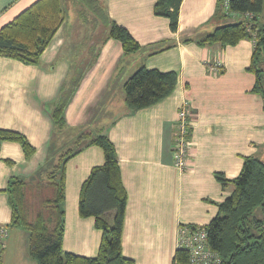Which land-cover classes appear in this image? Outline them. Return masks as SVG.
Masks as SVG:
<instances>
[{
	"label": "crops",
	"instance_id": "crops-1",
	"mask_svg": "<svg viewBox=\"0 0 264 264\" xmlns=\"http://www.w3.org/2000/svg\"><path fill=\"white\" fill-rule=\"evenodd\" d=\"M36 1L0 0V29ZM155 1L105 0L110 18L143 48L124 55L117 41L107 39L65 110L69 136L74 130L91 127L88 122L93 110L105 92L111 93L106 103L110 117L94 122L108 126L115 121L107 134L116 148L127 195L121 253L134 264H172L179 227L208 225L217 215L216 204L230 194L231 185L223 188L215 173L233 179L244 157L257 156L264 162V103L259 94L251 92L255 77L247 71L253 42L245 39L225 48L183 44L182 39H195L215 28L216 0H183L175 33L169 30L166 18L153 13ZM81 28L71 32L65 23L37 66L0 57V128L24 134L35 148L33 156L25 160L17 143L4 142L0 147V230L7 231L1 264L35 263L19 251L25 236L6 228L10 208L4 190L11 177L30 178L45 163L52 132L51 108L72 63L82 62L86 56L77 53L79 45L73 44L84 35L78 33ZM164 42L174 46L156 52ZM215 62L223 70L219 75L206 66ZM141 65L173 71L177 82L164 100L128 114L122 85ZM185 100L191 112L192 164L180 171L174 166L171 147L177 110ZM102 164L103 153L96 146L84 149L66 164L65 253L85 258L97 255L101 233L93 218L79 216L78 202L90 170Z\"/></svg>",
	"mask_w": 264,
	"mask_h": 264
},
{
	"label": "trees",
	"instance_id": "trees-1",
	"mask_svg": "<svg viewBox=\"0 0 264 264\" xmlns=\"http://www.w3.org/2000/svg\"><path fill=\"white\" fill-rule=\"evenodd\" d=\"M183 0H156L153 13L166 18L169 30L178 28L180 6ZM81 5L79 21L87 31L79 41L77 53H84L82 62L72 63L50 111L51 139L45 163L30 177L13 176L4 192L10 208L7 229H21L27 234V254L36 264H134L121 253L127 195L121 181L117 152L108 137L111 124L100 126L99 119L111 114L106 106L110 92H105L90 116L91 127L74 130L68 136L65 110L73 98L86 71L96 61L98 48L107 39L117 41L124 55L142 50V46L129 31L109 16L104 0H75ZM264 0H216L213 21L218 22L208 34L198 38H184L181 43H194L201 48L218 45L235 46L241 40L253 42V52L247 71L254 75L251 92L259 94L264 103V23L259 16ZM66 10L63 0H37L12 21L0 29V57L18 61L26 66H37L45 49L57 31L65 24ZM83 28V29H84ZM86 35V36H85ZM85 36V37H84ZM156 52L167 50L174 44H161ZM209 63L206 64L209 70ZM222 67L217 75L222 73ZM177 74L160 72L139 66L123 85V103L128 114L149 108L167 98L174 90ZM190 122V104L188 105ZM99 122L98 124L96 122ZM176 124L174 123V132ZM186 139L191 141V125ZM4 142L17 143L25 160L35 153L26 136L18 131L0 128V147ZM96 146L103 153V164L90 170L79 194L78 214L93 218L101 237L97 255L85 258L65 253L62 240L65 226V167L67 162L86 148ZM12 165L10 160H4ZM223 188L231 185L230 194L217 203V215L204 226L208 233V246L216 252L221 264H264V162L257 156L243 158L239 174L227 179L215 173ZM38 193V209L33 213L28 200L29 183ZM261 209L262 218L254 215ZM111 216L110 222L106 220ZM3 243L0 240V264ZM172 264H189L187 252L176 250Z\"/></svg>",
	"mask_w": 264,
	"mask_h": 264
},
{
	"label": "built area",
	"instance_id": "built-area-1",
	"mask_svg": "<svg viewBox=\"0 0 264 264\" xmlns=\"http://www.w3.org/2000/svg\"><path fill=\"white\" fill-rule=\"evenodd\" d=\"M221 68L219 62L209 65V70L218 72ZM188 101H183L177 110L176 130L173 134L172 157L174 166L185 171L192 164L191 144L186 139L187 121L189 115ZM7 231L0 230V240L6 237ZM178 247L184 249L188 254L189 264H221L219 255L208 246V233L201 226H180L178 232Z\"/></svg>",
	"mask_w": 264,
	"mask_h": 264
},
{
	"label": "rangeland",
	"instance_id": "rangeland-1",
	"mask_svg": "<svg viewBox=\"0 0 264 264\" xmlns=\"http://www.w3.org/2000/svg\"><path fill=\"white\" fill-rule=\"evenodd\" d=\"M103 2H104V0H103ZM63 3H64V8H65V10H66V21H65V23H66V25L69 27L70 26V31L72 32V31H76L77 32V30H75V29H77V27H81L80 26V22L79 21H81V20H83L84 18L81 16V15H79V10H80V8H81V5H79L78 3H76L75 2V0H63ZM259 21H260V23L262 24V23H264V5H263V11H262V13H261V15L259 16ZM84 28V27H83ZM81 28L80 30H79V32L78 33H85L87 30L84 28ZM80 35V34H79ZM86 36V35H85ZM84 36V37H85ZM81 36H78V37H76V40H75V38L73 39V41L75 40V42L73 43L74 44V46L76 45V44H78L79 43V41L81 40ZM72 41V42H73ZM73 46V47H74ZM80 48V47H79ZM78 48V49H79ZM263 83H264V80H263ZM29 185H32L31 187H29V191H28V200L30 201V205H31V209L33 208V210H32V212L34 213L37 209H38V203H37V201H36V198L35 197H38L37 195H38V193H40V192H38L36 189L37 188H35V186L33 185V183L31 182V183H29ZM254 215L255 216H257L258 217V219H261L263 216H262V212H261V209H257L256 211H255V213H254ZM106 220L108 221V222H110V220H111V216L109 215V216H107L106 217ZM19 232H21L24 236H25V239H24V244H21V246H20V253L21 254H23L24 255V257H25V259H26V256L28 255L27 254V250H28V244H27V235H26V233L23 231V230H21V229H17ZM32 261V260H31ZM33 262V261H32ZM35 264V263H34Z\"/></svg>",
	"mask_w": 264,
	"mask_h": 264
}]
</instances>
